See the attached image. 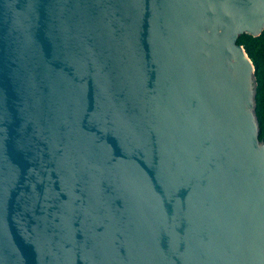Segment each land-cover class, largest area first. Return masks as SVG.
<instances>
[{
  "label": "water",
  "instance_id": "obj_1",
  "mask_svg": "<svg viewBox=\"0 0 264 264\" xmlns=\"http://www.w3.org/2000/svg\"><path fill=\"white\" fill-rule=\"evenodd\" d=\"M263 31L264 0H0V264H264Z\"/></svg>",
  "mask_w": 264,
  "mask_h": 264
},
{
  "label": "trees",
  "instance_id": "obj_2",
  "mask_svg": "<svg viewBox=\"0 0 264 264\" xmlns=\"http://www.w3.org/2000/svg\"><path fill=\"white\" fill-rule=\"evenodd\" d=\"M237 43L243 47L255 69V114L259 124V139L264 141V31L256 38L242 35Z\"/></svg>",
  "mask_w": 264,
  "mask_h": 264
}]
</instances>
